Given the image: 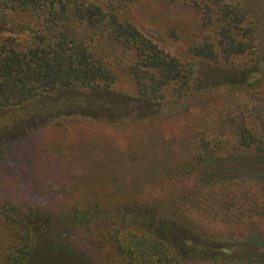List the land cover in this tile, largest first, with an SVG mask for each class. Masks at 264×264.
Returning a JSON list of instances; mask_svg holds the SVG:
<instances>
[{"label":"trees","instance_id":"1","mask_svg":"<svg viewBox=\"0 0 264 264\" xmlns=\"http://www.w3.org/2000/svg\"><path fill=\"white\" fill-rule=\"evenodd\" d=\"M140 1L120 0L125 5ZM162 1L191 18L185 33L171 30L174 41L184 44L187 58L162 49L131 20L91 0H0V19L17 30L0 33V148L24 145L44 127L16 132L27 108L37 116L73 105L113 114L125 107L84 97L89 90L111 94L122 81L132 86L140 102L187 105L197 63L235 70L256 65L264 36L242 2ZM261 69L263 77L225 83L227 102L236 108L221 115L215 135L168 137L156 130L157 118L143 116L128 123L105 122L112 129L129 130L127 145L92 137L13 157V163L20 162L12 173L11 189L16 190L10 199L0 195V264H264L263 258L236 261L184 244L182 256L178 245L104 214L114 199H134L148 187L212 181L206 171L225 155L254 154L264 165ZM80 111L93 114L88 119L61 117L46 126L64 129L76 121H94V112ZM234 184L199 185L186 203L213 222L264 220L263 192ZM28 193L48 203L67 198L78 202L56 214L49 205L25 201Z\"/></svg>","mask_w":264,"mask_h":264},{"label":"rangeland","instance_id":"2","mask_svg":"<svg viewBox=\"0 0 264 264\" xmlns=\"http://www.w3.org/2000/svg\"><path fill=\"white\" fill-rule=\"evenodd\" d=\"M103 8L113 11L118 15L131 20L138 29L147 37L157 43L162 49L181 58H187L182 41H174L171 31L179 29L185 33V27L189 25L191 18H186L184 12H180L168 5L167 1L141 0L137 4L125 5L120 0H91ZM248 7L254 16L258 29L264 36V0H236ZM179 13V14H177ZM186 19H182L184 17ZM182 30H181V28ZM17 33L15 27L8 25L0 19L1 32ZM254 63L248 68L235 70L233 68L216 67L210 64H196V72L192 82V96L188 98L187 105L175 106L169 103L151 104L140 102L134 96V90L127 81L119 82L111 94H102L86 91L84 100L88 102L102 101L103 105L122 104L117 112L110 114L107 109L97 110L83 108L78 109L73 105L62 111L46 112L40 116L31 114L32 110L25 109L20 118V127L16 132H32L37 126L41 131H34L24 145H16L11 150V145L0 148V195L5 199L11 198V189L14 174L13 167L20 164L13 163L12 158L18 154H27L30 150H37L47 144L66 143L71 141H82L92 137L109 139L117 144L127 145L131 143V133L127 129L110 128L105 122L128 123L143 116L147 119H156V130L163 132L168 137L193 135L204 132L205 135H215L217 122L222 114L228 109L236 108L227 102L229 93L225 94L223 87L225 83L246 81L250 76L263 77L261 68L264 67V49H259ZM250 71V72H249ZM222 88V89H221ZM218 89V90H217ZM75 95V94H70ZM244 98V97H243ZM243 98L240 101H243ZM47 102V101H45ZM44 102V103H45ZM47 105V104H44ZM121 105V106H122ZM187 110L183 112V108ZM228 108V109H227ZM80 110L94 112V121L83 120L69 124L67 127H47L50 121L61 117L75 118L77 115L88 119L93 114H84ZM76 114V115H75ZM20 116V115H19ZM103 122V123H99ZM11 129L9 132L10 133ZM5 133V132H4ZM2 133H0L1 139ZM11 138V134L7 139ZM18 148V149H17ZM16 150V151H15ZM225 163H227L225 165ZM208 172L212 181L196 179L188 181L185 185L175 184L167 187H148L140 191L134 199H114L111 204L105 206L104 214L113 217L120 224L134 228L174 243L180 247V253L185 255L184 245H194L190 250L219 254L221 257H230L232 260L252 259L259 261L264 259V220L247 219L236 224H226L220 221L213 222L193 212L186 203L200 185L218 183L241 184L243 187L258 188L264 195V165L255 160L254 154L225 155L221 157L218 164L210 167ZM260 180V182L258 181ZM22 192V189H19ZM26 200L33 206L53 209L59 213L62 208L72 207L77 203L76 198L61 200H50L35 194H25ZM74 248L73 245H70ZM90 248V247H89ZM189 248V247H188ZM200 249V250H199ZM231 249V253H228ZM89 251V250H88Z\"/></svg>","mask_w":264,"mask_h":264}]
</instances>
